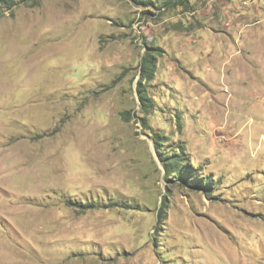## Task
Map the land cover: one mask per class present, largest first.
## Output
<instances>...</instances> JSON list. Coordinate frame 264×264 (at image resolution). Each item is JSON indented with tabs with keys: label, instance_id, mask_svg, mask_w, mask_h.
<instances>
[{
	"label": "rangeland",
	"instance_id": "374dc122",
	"mask_svg": "<svg viewBox=\"0 0 264 264\" xmlns=\"http://www.w3.org/2000/svg\"><path fill=\"white\" fill-rule=\"evenodd\" d=\"M14 1L0 264H264V0ZM152 133L210 192L166 179Z\"/></svg>",
	"mask_w": 264,
	"mask_h": 264
},
{
	"label": "trees",
	"instance_id": "16d2710c",
	"mask_svg": "<svg viewBox=\"0 0 264 264\" xmlns=\"http://www.w3.org/2000/svg\"><path fill=\"white\" fill-rule=\"evenodd\" d=\"M179 0H168V4H176ZM181 1V0H180ZM1 3L11 10L15 6L14 0H1ZM149 4V3H147ZM3 13L0 11V20L3 17ZM156 58H154L151 53L148 52V58L145 59V63L142 66L141 78L137 86L139 93V99L141 103V114H149L154 108V101L147 93L146 80H152L155 68H156ZM122 117L125 120H130V112H123ZM140 121L143 122L144 126H149L146 118H140ZM152 141L154 142V149L158 155L159 161L162 163L165 171L166 179L169 177H175L181 180L186 186L194 190L210 192L211 185L213 184L212 179L206 177L201 179L199 177V170L195 169L188 159L185 149L183 147L179 148V153L173 151L168 153L163 151L162 144H164V137L159 134L152 133Z\"/></svg>",
	"mask_w": 264,
	"mask_h": 264
}]
</instances>
